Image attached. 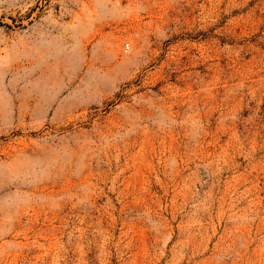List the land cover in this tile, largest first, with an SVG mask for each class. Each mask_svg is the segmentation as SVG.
<instances>
[{"label":"rangeland","instance_id":"1","mask_svg":"<svg viewBox=\"0 0 264 264\" xmlns=\"http://www.w3.org/2000/svg\"><path fill=\"white\" fill-rule=\"evenodd\" d=\"M0 264H264V0H0Z\"/></svg>","mask_w":264,"mask_h":264}]
</instances>
